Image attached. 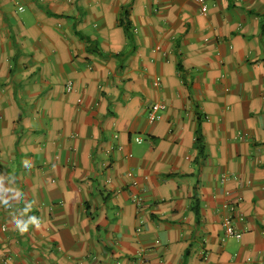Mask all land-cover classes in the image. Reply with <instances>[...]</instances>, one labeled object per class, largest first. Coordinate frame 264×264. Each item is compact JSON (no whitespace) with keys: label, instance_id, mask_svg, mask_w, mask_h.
Masks as SVG:
<instances>
[{"label":"crops","instance_id":"0c3cea01","mask_svg":"<svg viewBox=\"0 0 264 264\" xmlns=\"http://www.w3.org/2000/svg\"><path fill=\"white\" fill-rule=\"evenodd\" d=\"M204 3L0 0V264H264V0Z\"/></svg>","mask_w":264,"mask_h":264},{"label":"built area","instance_id":"2783aa9c","mask_svg":"<svg viewBox=\"0 0 264 264\" xmlns=\"http://www.w3.org/2000/svg\"><path fill=\"white\" fill-rule=\"evenodd\" d=\"M197 2L200 5V11L201 13H205L207 11V6L204 3V0H197ZM158 78H156L155 80V84H158ZM67 90L71 89V83L68 82L66 85ZM78 101H80V99H78ZM165 105L161 102H156L153 103L148 110L147 113V117L149 121H154L157 118V113L164 109ZM140 138H136V141H140ZM135 182H133L134 184ZM232 209V208H231ZM223 231H224V236L226 237H234L236 239H240L241 238V233L235 228L234 224H233V216L232 215H228L227 217H225L222 222H221ZM140 256H139V260L137 262V264H145L146 259L145 256L142 252H139Z\"/></svg>","mask_w":264,"mask_h":264},{"label":"clouds","instance_id":"9594fccd","mask_svg":"<svg viewBox=\"0 0 264 264\" xmlns=\"http://www.w3.org/2000/svg\"><path fill=\"white\" fill-rule=\"evenodd\" d=\"M19 9L21 10L22 7L19 6ZM68 82H70V81H68ZM68 82H67V83H68ZM67 83H66V85H67ZM70 83H71V82H70ZM71 87H72V86H71ZM66 89H67V88H66ZM17 227H18V229L21 231V233H23L24 231L27 230L25 226L18 225Z\"/></svg>","mask_w":264,"mask_h":264},{"label":"trees","instance_id":"16d2710c","mask_svg":"<svg viewBox=\"0 0 264 264\" xmlns=\"http://www.w3.org/2000/svg\"><path fill=\"white\" fill-rule=\"evenodd\" d=\"M124 18V17H123ZM125 19V18H124ZM123 22L125 21V20H122Z\"/></svg>","mask_w":264,"mask_h":264}]
</instances>
